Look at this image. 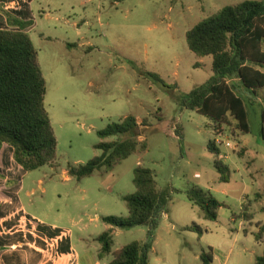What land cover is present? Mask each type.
Segmentation results:
<instances>
[{
    "label": "rangeland",
    "instance_id": "obj_1",
    "mask_svg": "<svg viewBox=\"0 0 264 264\" xmlns=\"http://www.w3.org/2000/svg\"><path fill=\"white\" fill-rule=\"evenodd\" d=\"M25 1L32 3L31 37L47 81L46 108L58 147L52 166L19 179L20 201L30 216L58 228L52 244L56 237L61 244L71 241L80 264H109L115 252L134 242L148 244L150 264H204V254L212 257V264H254L264 251V236L259 242L255 239L264 225V91L256 97L237 86L251 112L249 135H243L233 120L213 130L205 116L182 110L179 104L183 94L213 75L212 58H199L189 50L187 32L222 8L246 0ZM76 22L83 25L77 28ZM62 41L81 44L68 48ZM147 73L159 75L175 89L163 87ZM128 116L137 118L139 141L147 140L148 149L112 172L102 169L80 181L73 178L71 167L85 166L102 155L96 148L100 143L121 139H101L98 132ZM212 140L220 149V161L230 168L229 183H221L215 167L218 157L208 150ZM139 166L153 170L158 189L171 193L168 205L154 229H114L112 254L101 259L98 238L112 228L102 219L129 217L124 197L136 192L134 172ZM193 186L209 190L225 204L217 221L206 220L188 200L186 191ZM231 186L229 194L223 193ZM12 192L7 195L11 201ZM14 207L0 214L11 215ZM13 220L16 227L9 221V229L1 232L5 237L29 224L28 236L50 240L25 212ZM194 224L202 234L186 230ZM63 230L72 236L62 235ZM49 249L15 247L5 256H13L9 264H26L18 263L26 253L43 256ZM51 250V260L63 264L62 252Z\"/></svg>",
    "mask_w": 264,
    "mask_h": 264
},
{
    "label": "trees",
    "instance_id": "obj_2",
    "mask_svg": "<svg viewBox=\"0 0 264 264\" xmlns=\"http://www.w3.org/2000/svg\"><path fill=\"white\" fill-rule=\"evenodd\" d=\"M30 23H19L17 30L0 29V153L5 144L14 149V160L25 172H34L52 166L57 160L58 142L46 108L47 81L39 53L26 32ZM189 50L199 58H212L213 75L202 85L179 99L181 109L196 111L205 116L209 127L222 130L233 120L243 135L251 134L250 115L246 96L237 86L256 97L264 91V0H246L226 6L195 25L186 34ZM156 83L175 89L157 74L147 73ZM237 81V85L234 83ZM261 135L264 140V107L261 113ZM140 125L134 116L120 123L110 124L98 132L101 139L121 137L120 140L100 143L96 148L103 153L85 166L71 167L70 175L78 181L96 171L114 168L136 152L148 149L147 140L140 142ZM182 134V132H180ZM208 150L218 159L215 167L221 183H229L230 168L224 165L215 140ZM136 192L124 197L129 211L127 219L104 217L102 221L112 228L98 238L100 258L112 254L114 229L139 226L156 227L158 216L167 207L171 193L160 191L154 171L139 166L134 172ZM190 202L198 206L204 218L217 221L219 210L225 204L202 187L186 191ZM252 220V219H251ZM187 231L203 230L196 224ZM264 236V225L259 226L255 239ZM148 244L131 243L113 254L109 264H150ZM204 264H212L210 255H202ZM254 264H264V251Z\"/></svg>",
    "mask_w": 264,
    "mask_h": 264
},
{
    "label": "crops",
    "instance_id": "obj_3",
    "mask_svg": "<svg viewBox=\"0 0 264 264\" xmlns=\"http://www.w3.org/2000/svg\"><path fill=\"white\" fill-rule=\"evenodd\" d=\"M23 0H0V29H7V30H17L18 27L17 25L19 23H33V9H32V3L27 2L26 5L22 3ZM12 2H14L12 4ZM12 4L11 9H8L6 7L7 4ZM69 22V21H67ZM83 23H74V26L77 28H80ZM86 25V23H84ZM33 25H29V27L26 29V32L31 36V31L33 30ZM32 29V30H31ZM78 35H81V32L78 33ZM32 38V37H31ZM33 41V40H32ZM62 43H65L66 46H70L72 44H81V43H69L67 41H62ZM69 48V47H68ZM139 123V122H138ZM140 125V124H139ZM27 173L24 171V169L19 166L15 160H14V149L5 144L2 148V151L0 153V211L2 209L8 210L9 207L12 205H15L14 207L16 209V212L12 213L11 215H2L0 214V264H9L11 261H13V256H5L7 253L10 252L9 249L15 248V247H20V248H25L31 247V249L35 250H43L47 251L46 247L48 249H52L51 251H54L57 254V251H61L64 258L65 262L63 264H80V255L78 252L73 248L72 242H68L67 244H64L59 242V239L54 238L55 244H52L51 242V237L57 236L56 232L58 228H50L46 224L40 222L38 219L35 217H32L28 214L26 211L25 207L20 201V195L22 191L21 183H20V178L23 177V175ZM199 176V175H196ZM233 189V186H231L228 189H223V193L229 194L231 190ZM12 190L14 196V199L12 201L10 198L7 196L9 195V191ZM25 212V214L30 217L35 223H38L39 227V232L41 230L44 231L43 234H47L49 236L48 241H46L44 238H39V239H34L31 236H28L26 234V228H29V224H26L24 226L21 225L22 228H25L23 230H17L15 233H9L7 234L6 237L1 233L3 228H8L9 229V221L10 225L11 223L14 222L13 219H16V214H22ZM4 216V217H2ZM23 218H21L20 222H23ZM16 225H12L11 228H15ZM111 229V228H110ZM11 230V229H10ZM30 230V229H29ZM62 235H66L67 237L70 235L72 236L71 231H64L63 230ZM42 241L44 243H42ZM45 245V246H44ZM37 246V248H36ZM45 249V250H44ZM50 249L48 250V254H45L43 256L38 255L36 253H32L30 256L29 254L23 255L21 260H19L18 263L22 262H29L31 264H56V262H53L51 259L53 258L52 255L50 254ZM17 258V257H15ZM31 258V260L29 259ZM48 259V260H47ZM17 263V261H15Z\"/></svg>",
    "mask_w": 264,
    "mask_h": 264
},
{
    "label": "built area",
    "instance_id": "obj_4",
    "mask_svg": "<svg viewBox=\"0 0 264 264\" xmlns=\"http://www.w3.org/2000/svg\"><path fill=\"white\" fill-rule=\"evenodd\" d=\"M13 3H14V2H12V4H13ZM22 3L24 4V3H26V1L23 0ZM12 4H9V3H8V4L6 5V7H7L8 9H11ZM219 142H221V143L224 144V142H222L221 140H219ZM219 142L217 141V143H219ZM225 146H226L227 148H231V147H232V144H231L230 142H226V143H225Z\"/></svg>",
    "mask_w": 264,
    "mask_h": 264
}]
</instances>
